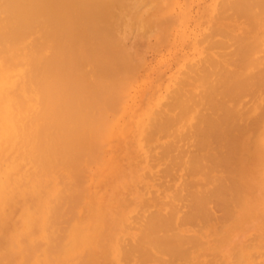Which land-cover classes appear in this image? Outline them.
I'll list each match as a JSON object with an SVG mask.
<instances>
[{"label":"bare ground","instance_id":"1","mask_svg":"<svg viewBox=\"0 0 264 264\" xmlns=\"http://www.w3.org/2000/svg\"><path fill=\"white\" fill-rule=\"evenodd\" d=\"M119 1L0 0V264H264V0L214 3V21L242 15L245 28L239 19L230 25L242 35L208 21L199 42L223 60L205 51L206 59L182 63L186 78L174 84L182 81L184 90L167 87L165 111L151 106L139 116L148 120L145 168L105 202L91 189L90 168L104 160L106 171L105 134L132 125L125 82L139 63L111 49L119 38L115 32L110 39L116 27L109 17L117 15L115 4L130 5ZM165 7H153L163 13L157 17L167 13L162 22L171 17L172 4ZM220 48L232 50H225L229 58ZM186 83L193 87L185 90ZM154 134L168 140L147 145Z\"/></svg>","mask_w":264,"mask_h":264},{"label":"rangeland","instance_id":"2","mask_svg":"<svg viewBox=\"0 0 264 264\" xmlns=\"http://www.w3.org/2000/svg\"><path fill=\"white\" fill-rule=\"evenodd\" d=\"M130 1V2H129ZM128 2L130 3V5H128V6H132V7H128L127 5L126 6H124L125 7V9H124V7H123V9L122 8H117V6H116V4H115V10H116V12H117V15H119V16H117V15H115V16H111V17H109L110 19H109V22H110V25L109 24H107V25H109V27H111L110 29L112 30V28H113V25H114V27H116L115 29L113 28V30H115L113 33L112 32H109V34L110 33H112L113 34V36H111V38H110V36H108L110 39H111V41H112V39H115L114 37H116V35L118 36V37H116V38H119L118 39V41L120 40V43H118V41L116 42V39L115 40H113L112 42H113V47L115 46V50L116 51H113V47L111 46V43H110V46H111V49H112V52H115V54H117V52L119 53V52H121V50L123 51V52H121V53H124L123 54V57H122V59L124 58V59H128L127 60V62L130 60V63H131V61L132 62H134L133 60H136L137 62H139L137 65L135 64V66H134V64L133 65H131V67L133 66L134 67V70L136 71H134L133 72V69H132V72H133V74L134 75H136V76H134L133 74H131L132 75V77H133V80H134V82H132L133 80H132V78L130 77V84H128L129 83V79H128V81H127V79H126V81L127 82H125V80H124V82L127 84V85H129L128 87L130 88L129 89V91H130V93H129V91L127 92V91H125V92H127V94H128V98L126 97V101L125 102H123V107L125 108V110L127 111V110H129L128 112H129V115L132 117V119H131V121H130V123H132V125L131 124H129V129L127 128V126L125 127V128H127L128 129V131H125V128L123 129L122 128V125H120L119 126V129H118V131H116V133L114 132V134H112L113 136H109L108 134L106 135L105 134V136H108V140L106 139V138H103L102 139V141L104 140V139H106L105 141H107V142H105L104 141V143H107L106 144V147L104 148L103 146H102V154H101V157H102V155H103V152H104V156H105V158L103 157V159H106V161H108L109 160V162H107L108 163V168L106 169V171H102V165L103 164H101V162H103L104 163V160H102V159H100V160H102L101 162L100 161H97V163H96V166L94 165V164H92V166H91V168L90 169H92L93 171H92V173H91V176H90V178H91V182H92V184H91V189H93L92 191H94V192H96V194H97V196L99 197L100 196V198L102 197L103 199H104V201L105 202H108V201H112V199L114 198H116L117 197V192L118 191H120V190H122L123 188H125V187H123V186H126L127 184H130L131 182H133L134 181V179H135V177H134V175H135V172H136V170L138 169V171H140V169H141V171L143 170V168H145V164H146V159L143 157V156H145V150H144V148H143V146H142V144H143V139H142V135L145 133V132H143V131H145V126H147L148 124H147V122H148V120L147 119H144V121H142L141 123L140 122H138V120H139V116L140 115H143L146 111H147V109H149V107L151 108V106L152 107H154L152 110H158L159 108H160V106L162 105L161 104V101L163 102H165L166 100H164L165 98L167 99V97H168V95H167V89L169 88V87H173V84L174 83H176V81H177V78H178V76L180 75V77L182 78V79H184L183 77H185V76H181V75H184V73L183 74H181V69L183 68H185V66L186 65H188V64H190L191 62L193 63V61H196L197 59L198 60H201L202 58L203 59H206V58H204V56H202V55H205L206 53H204L205 51L206 52H211V53H209V55H213V57H211V58H221V57H219V55H217L218 53H216V55H215V53H213V51L212 50H214V48H212V50L210 49H204V47L202 46L203 44H201L203 41L201 40V42H199V39L201 38L202 39V36H204V35H208V34H204V32H206L207 31V29L209 30V28H207V26L211 23V20L212 21H214V19H212V17H214V16H216V15H218L217 13H216V4H214V3H220V2H217V0H171L172 1V7L170 8L171 9V11H169V13L171 12V14H169L168 13V15H170L171 17H169L168 19H163L164 21H166V20H171L170 22L171 23H168V22H164V24L162 25H157V26H159V29L161 30H159L158 28L155 30L154 28H155V24H160L162 21L160 20V19H162V18H164L166 15H167V13H164V14H166L164 17H160L163 13H161V12H158V14L160 13V16H158L157 17V13H156V11L154 12V10H156L155 9V7L157 6L158 8V10H159V7L161 8V4H162V8H163V6H164V8H166L165 7V5L166 6H169V5H171V4H169V0H135V2H134V0H129ZM141 1V2H140ZM170 1V2H171ZM223 0H221V2H222ZM225 2H226V4L228 3L227 2V0H224ZM119 2H123L122 0L121 1H119ZM118 2V3H119ZM133 2V3H132ZM138 2H139V6H138ZM144 2V3H143ZM158 2V3H157ZM166 4H165V3ZM124 3H126V1L124 2ZM124 3H122V6H123V4ZM128 3V4H129ZM156 3H157V5H156ZM223 3V2H222ZM134 4H135V6H134ZM163 4H165V5H163ZM168 4V5H167ZM224 4V3H223ZM229 5H228V7L230 6V3H228ZM119 5H121V3L119 4ZM125 5V4H124ZM155 5V6H154ZM218 5V4H217ZM135 8H134V7ZM138 6V7H137ZM146 6H148V7H146ZM215 6V7H214ZM220 6H222V4L220 5ZM219 6V7H220ZM227 6V5H226ZM119 7V6H118ZM146 7V8H145ZM153 7H154V10H153ZM189 7V8H188ZM214 7V9H212ZM223 7V6H222ZM224 7H225V5H224ZM223 7V8H224ZM129 8V9H128ZM133 10H132V9ZM161 8V9H162ZM169 8V7H168ZM167 8V10H169ZM208 8V9H207ZM209 8H210V10H209ZM226 8V7H225ZM216 9V10H215ZM220 9H221V7H220ZM117 10H119L120 12H118ZM128 10H129V12H128ZM141 10H143V11H141ZM151 10H153V12L151 11ZM157 10V11H158ZM225 11H226V9H224ZM223 10V11H224ZM230 10V8H228V10L227 11H229ZM133 11V12H132ZM134 11H136V12H134ZM137 11H140V12H138V14H137ZM161 11H164V9L163 10H161ZM166 11V10H165ZM207 11V12H206ZM222 11V10H221ZM220 10L218 11V12H221ZM116 12H114V14L116 13ZM130 12H132L133 13V15H134V13H136L135 15L137 16L136 18L137 19H134V20H132V16L133 15H130V14H132V13H130ZM144 12H145V14H144ZM216 13V15H214V16H212L213 15V13ZM232 12L233 13H230V14H233L234 16L236 15V14H234L235 13V11H233L232 10ZM151 13H153V17H157V21H154V18L153 17H151L152 16V14ZM188 14V16H186V14ZM208 13V14H207ZM224 13V12H223ZM148 14V15H147ZM149 14L151 15V16H149ZM129 15L131 16L130 17V19L128 20V17H129ZM139 15V16H138ZM212 16L211 18L209 17V16ZM239 15V14H238ZM128 16V17H127ZM142 16V17H141ZM143 16H145V17H143ZM146 16H148V18L146 19V21H147V25H146V22H145V19L144 18H146ZM220 16V15H219ZM226 16V15H225ZM229 16V15H228ZM232 16V15H231ZM231 16H229V18L231 17ZM234 16H232V18L234 17ZM116 17V18H115ZM141 19H140V18ZM155 17V18H156ZM188 17V19H186V18ZM218 17V16H217ZM222 17V16H221ZM122 18V19H121ZM134 18H135V16H134ZM206 18V19H205ZM207 18L209 19V20H207ZM236 18V17H235ZM235 18H233V19H235ZM237 18H238V16H237ZM119 19H121L120 21H119ZM159 19V20H158ZM185 19V20H184ZM211 19V20H210ZM215 19H216V17H215ZM225 19V20H224ZM239 19V22H240V20L242 19V15H241V18L239 17L238 18ZM238 19H236V20H231V19H228L227 17L226 18H223V19H216L218 22H216V20L214 21V24H213V26L215 25V27L217 28V27H219V26H216L217 24H219V25H221V26H223V24H227L228 25V23H229V25H228V27H227V25L225 26V28H232V29H230L231 31V34H238L237 33V31L238 30H236V29H239L241 26H243L244 28H245V22L243 23V21L241 20V22L240 23H242V25H240V23L238 22ZM130 20L132 21V22H130ZM138 20V21H137ZM149 20H153L154 22H152L151 21V23H150V21ZM124 21V22H123ZM135 21V22H134ZM142 21V22H141ZM144 21V22H143ZM148 21H149V23H148ZM160 21V22H159ZM188 21V22H187ZM206 21H207V24H205L206 23ZM208 21H210V23L208 22ZM245 21V20H244ZM108 22V23H109ZM118 22H120V23H118ZM127 22V23H126ZM162 22V23H163ZM219 22H223L222 24H220ZM232 22V23H231ZM125 23L128 25H125ZM131 23V24H130ZM180 23V24H179ZM235 23L237 24V25H240V27L238 28H235L234 26V28L233 27H231L230 25H232V24H234L235 25ZM119 24V25H118ZM168 24H170V26H169V28L170 29H168L167 30V32H166V29H164V28H166V26L168 25ZM112 25V26H111ZM120 25H122V26H120ZM136 25V26H135ZM142 25H145V27L143 28V26ZM150 25H153V27L152 26H150ZM179 25V26H178ZM207 25V26H206ZM210 25H212V23L210 24ZM209 25V26H210ZM140 28H139V27ZM147 26H148V28H147ZM149 26H150V28H149ZM164 26V28H161V27H163ZM208 26V27H209ZM106 27H108V26H106ZM109 27H108V29H109ZM127 27V28H126ZM130 27V28H129ZM138 27V28H137ZM243 27H242V29L241 30H243ZM122 28V29H121ZM129 28V29H128ZM146 28L147 29H151L150 31H147L146 30ZM153 28V29H152ZM211 28V27H210ZM216 28H214V29H216ZM222 28V27H221ZM223 28H224V26H223ZM107 29V30H108ZM110 29H109V31H110ZM128 29V30H127ZM135 29V30H134ZM140 29V30H139ZM163 29V30H162ZM212 29V28H211ZM119 30V31H118ZM144 30V31H143ZM146 30V31H145ZM165 30V35L166 36H163L162 37V35H164V32L162 33V31H164ZM221 30V32L224 30H222V29H220ZM127 31V32H126ZM133 31V32H132ZM232 31L233 32H235V33H232ZM117 33L115 36H114V33ZM148 32H149V34H148ZM209 31H207V33H208ZM213 32H214V30H213ZM212 32V33H213ZM216 32V31H215ZM220 31H219V29L217 30V34L218 33H221ZM225 32H226V30H225ZM238 32H241L240 33V35H242V31H238ZM151 33V34H150ZM162 33V34H161ZM228 33V32H227ZM204 34V35H203ZM211 34V33H210ZM209 34V35H210ZM214 34H216V33H213V35ZM229 34V33H228ZM230 34V35H231ZM244 35H246L245 34V32L243 33ZM111 35V34H110ZM159 35H161V37L159 36ZM212 35V34H211ZM222 35V33L219 35V36H221ZM226 35V38H227V34H224V36ZM131 36V37H130ZM149 36V37H148ZM154 36V37H153ZM217 36L218 35H214V37L212 36V38H217ZM219 36H218V38H219ZM223 36V35H222ZM223 36V37H224ZM107 37V39H108V41L110 40L109 38ZM113 37V38H112ZM208 37H210V36H205V39H207ZM223 37H221V39L223 40V42L224 41H227L226 42V46H228V44H229V41H228V38L230 37H228L226 40H224L223 39ZM238 37V36H237ZM125 38V39H124ZM153 38V39H152ZM161 38H163L162 40H161ZM165 38V39H164ZM231 38H234L233 36L231 37ZM124 39V40H123ZM127 39H128V41H127ZM196 40H197V42H196ZM210 40V39H209ZM217 40V39H216ZM222 40H220V38H219V41H221V42H219L218 40L216 41L217 42V45H218V43H221L222 44ZM231 40L232 39H230V42H231ZM98 41V40H97ZM100 41V40H99ZM105 41V42H107V43H109V42H111V41ZM123 41V42H122ZM148 41V42H147ZM159 41H161V42H159ZM205 41L206 40H204V45H206L205 44ZM211 41V40H210ZM215 42V40H212L211 42ZM103 41H101V43H102ZM155 43V45H154V43ZM158 42V43H157ZM106 43V44H107ZM117 43V45L119 46V47H121V45H122V43H123V45L126 47V49H129L128 50V52H129V56H130V59H129V56H128V52L126 51V49H124V48H118L117 47V45H115V44ZM134 43V44H133ZM197 43H199V45L197 44ZM206 43H208L207 41H206ZM225 43V42H224ZM224 43L222 44V46L224 45ZM228 43V44H227ZM103 44V43H102ZM150 44V45H149ZM164 44V45H163ZM213 44L214 43H212V45L211 46H213ZM232 44H233V42H232ZM232 44H229V46H231ZM132 45V46H131ZM135 45V46H134ZM208 45V44H207ZM225 45H224V47H225ZM109 46V45H108ZM109 46V47H110ZM123 46V47H124ZM214 46H215V44H214ZM219 46H220V44H219ZM222 46H221V48H222ZM107 47V46H106ZM109 47H108V49H109ZM149 47V48H148ZM207 47V46H206ZM217 47V46H216ZM216 47H215V51H216ZM223 47V48H224ZM157 48V49H156ZM208 48V47H207ZM221 48L219 49V51L221 50ZM222 48V49H223ZM230 48H232V47H229V49ZM110 49V50H111ZM117 49H119L118 51H117ZM125 51H124V50ZM134 50V51H133ZM137 50V51H136ZM218 50V49H217ZM225 50L227 51V53H229L230 51H232V50H228V48H225ZM225 50L223 51L224 52V54H223V52L222 51H220V52H222L221 54H223L224 56L223 57H226L225 55H227V58H229L228 56L231 54V52H230V54L228 55V54H225ZM132 51H133V53H132ZM143 52V57H142V54H140V53H142ZM146 51V52H145ZM111 52V53H112ZM219 52V53H220ZM137 53V54H136ZM145 53V54H144ZM220 54V55H221ZM119 55H120V53H119ZM141 55V56H140ZM147 55V56H146ZM209 55H208V59H209ZM113 56H114V58H115V55L113 54ZM149 56V57H148ZM201 56H202V58H201ZM206 56V55H205ZM218 56V57H217ZM222 56V55H221ZM119 57V56H118ZM207 57V56H206ZM121 58V57H120ZM201 58V59H200ZM227 58H224L225 60L227 59ZM115 59H117V57L115 58ZM119 59V58H118ZM123 59V62L125 61ZM140 59V60H139ZM143 59H144V62H143ZM215 59H213V62H214V60ZM212 60V59H211ZM221 60H223V58H221L220 59V61ZM188 61V62H187ZM203 62H204V60H202ZM201 61V62H202ZM217 61V60H216ZM215 61V62H216ZM219 61V62H220ZM120 62H122L121 60H120ZM141 62V63H140ZM179 62V63H178ZM183 62H185L184 64H185V66L182 64ZM187 62V63H186ZM197 62V61H196ZM199 62V61H198ZM218 62V61H217ZM126 63V62H125ZM136 63V62H135ZM175 63L177 64L176 66H175ZM124 64V63H123ZM127 64H129V63H127ZM194 64H198V63H195L194 62ZM120 65V64H119ZM142 65V66H141ZM199 65V67H200V63L198 64ZM198 65H197V67H198ZM121 66V65H120ZM127 66H129V65H127ZM138 66V67H137ZM179 66V67H178ZM182 66H184V67H182ZM191 66V65H190ZM196 66V65H195ZM195 66L193 67V69L195 68ZM131 67H129V70H130V68ZM187 67V66H186ZM192 67H191V69H192ZM127 69H128V67H126ZM174 68H176V71H175V69ZM190 68V67H189ZM188 68V69H189ZM124 69H125V67H124ZM178 69V70H177ZM126 70V69H125ZM175 71V73H174V71ZM195 70V69H194ZM180 71V72H179ZM184 72H185V70H183ZM182 71V72H183ZM124 72V71H123ZM128 72V71H127ZM177 72H179V73H177ZM191 72V71H190ZM131 73V72H130ZM164 73V74H163ZM173 73V74H172ZM176 73H177V77L175 78V77H173V79L171 78L172 77V75L173 76H176ZM192 73H194V71L192 72ZM191 73V74H192ZM196 73V72H195ZM175 74V75H174ZM186 74V73H185ZM129 75V74H128ZM193 75V74H192ZM192 75H190V76H192ZM127 76V75H126ZM189 76V75H188ZM164 77V78H163ZM179 77V78H180ZM193 77V76H192ZM192 77H191V79H190V77H187V78H189V79H187V81H189L190 83L193 81V79H192ZM186 78V77H185ZM136 79H138L137 81H135ZM172 80H173V82H172ZM190 80H192V81H190ZM182 82V81H181ZM181 82H179L180 84H174V87H183L184 88V86L183 85H181ZM184 83H185V81H183ZM124 83V84H125ZM132 83H134V84H132ZM138 84H140V85H138ZM186 84H188V83H186ZM162 85V86H161ZM177 85V86H176ZM179 85H181V86H179ZM126 86V85H125ZM133 87V88H131V87ZM152 86H154V87H152ZM188 86H190V87H188ZM168 87V88H167ZM181 87V88H182ZM193 87V85H186L185 86V90H186V88L188 89H190V88H192ZM151 88H152V90H151ZM155 88V89H154ZM165 89V90H162V89ZM182 88V89H183ZM128 89V88H127ZM126 89V90H127ZM168 90H170V88L168 89ZM184 90V89H183ZM136 91V92H135ZM144 91V92H143ZM147 91H148V93H147ZM151 91V92H150ZM153 91V92H152ZM155 91V92H154ZM171 91V90H170ZM133 94H132V93ZM161 92V93H160ZM147 93V94H146ZM153 93H154V95H153ZM166 93V95H164ZM169 94H170V92H168ZM132 94V95H131ZM136 96H135V95ZM142 94V95H141ZM144 94H146V95H144ZM134 95V97H132ZM149 95V96H148ZM163 95V96H162ZM171 95V94H170ZM169 95V96H170ZM131 96V97H130ZM146 96V97H145ZM166 96V97H165ZM147 97H149V98H147ZM165 97V98H164ZM134 98V99H133ZM146 98V99H145ZM129 99V100H128ZM153 99V100H152ZM169 99V98H168ZM170 99H171V97H170ZM148 100V101H147ZM172 100V99H171ZM170 100V101H171ZM169 101V102H170ZM132 103L130 106H131V108H129L128 107V104L127 103ZM156 102V103H155ZM160 103V104H159ZM142 104V105H141ZM144 104H146V105H144ZM164 104V103H163ZM166 104H167V102H166ZM165 104V105H166ZM150 105V106H149ZM160 105V106H159ZM161 106L162 107V109L164 110V107H168V105H166V106ZM141 108H140V107ZM143 106V107H142ZM139 107V108H138ZM148 107V108H147ZM138 108V109H137ZM161 109V110H162ZM168 109V108H167ZM161 110H159V111H161ZM135 111V112H134ZM137 111V112H136ZM141 112L140 114H139V112ZM165 111V110H164ZM166 112H167V110H166ZM165 112V113H166ZM161 113V112H160ZM164 113V112H163ZM162 113V114H163ZM158 114H159V112H158ZM161 114V115H162ZM164 115V114H163ZM135 119H136V122H135ZM134 122V123H133ZM131 127V128H130ZM133 127V128H132ZM121 129L122 130H124L125 131V133L124 132H122L121 131ZM126 129V130H127ZM138 129V130H137ZM140 129V130H139ZM135 130H137V134H136V131ZM126 133H127V135H126ZM117 134H119L118 136H117ZM131 134V135H130ZM147 134V133H146ZM146 134H144V135H146ZM159 134H161V133H159ZM125 135V136H124ZM137 135H138V137H137ZM155 135V137L154 138H151L150 139V137L149 136H147V137H149V139H148V142H147V145H149L150 146V144L151 143H153L152 145H154V143L156 144V142H158V143H162L163 142V140H164V142H165V140H168V137H166V136H162V137H160V136H158L157 138H156V134H154ZM225 135H232V133L230 134V132H228V134H225ZM225 135L223 136V137H225ZM234 135V134H233ZM127 136V137H126ZM130 136V137H129ZM118 137V138H117ZM232 137V136H231ZM230 136H229V139H232ZM144 138V137H143ZM118 139L120 140L119 141V143H117V141H118ZM128 139H129V142H128ZM133 139V140H132ZM221 139V138H220ZM222 139H224V138H222ZM225 139H226V137H225ZM224 139V140H225ZM228 138H227V141L229 140ZM123 140V141H122ZM145 140V139H144ZM149 140H151V141H149ZM102 141H100V142H102ZM121 141H122V143H121ZM126 143H125V142ZM137 141V142H136ZM222 142H223V140H221ZM226 141V140H225ZM226 141V142H227ZM221 142V143H222ZM226 142H224V143H226ZM144 143H145V141H144ZM223 143V144H224ZM102 143H100V145H101ZM138 144V145H137ZM223 144H220L219 143V146L221 145V146H223ZM144 145V144H143ZM225 145V144H224ZM98 146H99V143H98ZM111 146V147H110ZM220 146V148L222 149V147ZM101 147V146H100ZM100 147H98V148H100ZM225 147V146H224ZM227 148V147H226ZM107 149V150H106ZM220 149V150H221ZM223 149H225V148H223ZM121 150H122V152H121ZM108 151V152H107ZM125 151V152H124ZM197 151H199V150H197ZM200 153H202V151H199ZM120 153V154H119ZM123 153V154H122ZM199 153V154H200ZM112 154H114L115 156H113ZM118 154H119V157H118ZM136 155V156H135ZM138 155V156H137ZM120 156L122 157V158H120ZM141 156V157H140ZM108 159H107V158ZM122 161H121V160ZM249 159H250V162L251 163H253L254 161H255V156L252 154L250 157H249ZM99 160V159H98ZM120 160V161H119ZM114 163H113V162ZM135 161V162H134ZM99 162V163H98ZM133 162V163H132ZM143 162V163H142ZM111 163H113V164H111ZM117 163V164H116ZM121 163V164H120ZM140 163V164H139ZM110 164V165H109ZM137 164V165H136ZM112 165H113V167H112ZM99 166V167H98ZM115 166H117V167H115ZM120 168V169H119ZM125 168V169H124ZM128 168H129V171H128ZM117 169V170H116ZM126 170V171H125ZM112 171V172H111ZM118 171V172H117ZM111 172V173H110ZM131 172V173H130ZM110 173V174H109ZM116 173V175H114ZM100 174V175H99ZM98 175V176H97ZM103 175V176H102ZM109 177H108V176ZM112 176V177H111ZM116 176V177H115ZM125 176V177H124ZM96 177V178H95ZM98 177V178H97ZM101 177H102V179H101ZM115 177V178H114ZM94 178V179H93ZM117 178V179H116ZM114 179V180H113ZM121 179V180H120ZM130 179H131V181H130ZM94 180H96V181H94ZM105 183H104V182ZM108 181H110V182H108ZM119 181V182H118ZM103 182V183H102ZM112 182V183H111ZM96 183V184H95ZM111 183V184H110ZM119 183V184H118ZM107 184H109V185H107ZM95 186V187H94ZM112 186V187H111ZM114 186V187H113ZM116 186V187H115ZM121 186V187H120ZM104 187H106V188H104ZM108 189V190H107ZM103 191V192H102ZM111 191V192H110ZM100 194V195H99ZM106 194V195H105ZM108 198V199H107ZM107 200V201H106ZM101 264V263H100Z\"/></svg>","mask_w":264,"mask_h":264}]
</instances>
